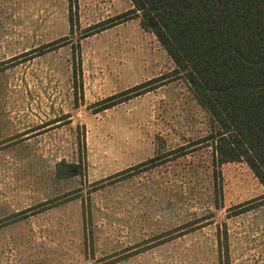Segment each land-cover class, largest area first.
Returning a JSON list of instances; mask_svg holds the SVG:
<instances>
[{"label":"rangeland","instance_id":"374dc122","mask_svg":"<svg viewBox=\"0 0 264 264\" xmlns=\"http://www.w3.org/2000/svg\"><path fill=\"white\" fill-rule=\"evenodd\" d=\"M134 10L0 0V264H264V185Z\"/></svg>","mask_w":264,"mask_h":264},{"label":"trees","instance_id":"16d2710c","mask_svg":"<svg viewBox=\"0 0 264 264\" xmlns=\"http://www.w3.org/2000/svg\"><path fill=\"white\" fill-rule=\"evenodd\" d=\"M131 1L221 127L217 162L244 160L264 185V0Z\"/></svg>","mask_w":264,"mask_h":264}]
</instances>
